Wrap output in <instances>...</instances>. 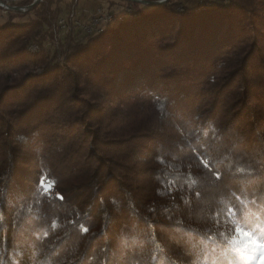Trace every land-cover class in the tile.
Listing matches in <instances>:
<instances>
[{
	"label": "trees",
	"instance_id": "1",
	"mask_svg": "<svg viewBox=\"0 0 264 264\" xmlns=\"http://www.w3.org/2000/svg\"><path fill=\"white\" fill-rule=\"evenodd\" d=\"M32 2L0 25V264H222L264 230V0L57 42Z\"/></svg>",
	"mask_w": 264,
	"mask_h": 264
},
{
	"label": "rangeland",
	"instance_id": "2",
	"mask_svg": "<svg viewBox=\"0 0 264 264\" xmlns=\"http://www.w3.org/2000/svg\"><path fill=\"white\" fill-rule=\"evenodd\" d=\"M176 1L178 2L180 9L181 6L184 5H190L194 7L195 10H199L200 7L204 8L203 5H201L203 0H176ZM210 1L213 0H209V2ZM74 2H75L74 0H54L52 6L53 7L61 6L63 8L62 11L58 14V17L60 16L66 17V15H69L71 11H75L74 13L75 16L72 18V21L70 22L69 20L68 23L70 25H72V23L76 24L71 26L72 30L80 29L83 32H84L83 28L86 25L90 24L92 14L94 13L97 7L102 8V10L104 11H122L124 6L127 5L126 0H78L77 4L75 5ZM137 6L142 9L150 8L149 7L150 5L140 2L137 4ZM204 6L207 7L208 5H204ZM29 16L30 15L26 14L18 18V20L19 21L26 20ZM6 19H7V15L3 14L0 10V25L4 23ZM110 25L106 27H109ZM258 26L262 29L260 23L258 24ZM263 30L264 29H262V31ZM60 33L61 32L57 30V34ZM31 48L35 49L34 46ZM20 140L23 142L24 138L22 137L20 138ZM262 229L263 228L255 225L249 231L239 230L238 232H236L232 242L233 251L231 249V252L229 253L228 257L225 259V261L222 262V264H256L261 253L264 252V230Z\"/></svg>",
	"mask_w": 264,
	"mask_h": 264
},
{
	"label": "built area",
	"instance_id": "3",
	"mask_svg": "<svg viewBox=\"0 0 264 264\" xmlns=\"http://www.w3.org/2000/svg\"><path fill=\"white\" fill-rule=\"evenodd\" d=\"M22 1L24 0H0V10L3 14H8L11 11H24L28 6L25 4H21ZM34 1L35 0H33V2ZM74 1H75L74 5L77 4L78 0H74ZM209 4H210L209 0H204L201 5H209ZM74 13L75 11H71L69 15H66V17L60 16L57 18L56 23L53 27V37L55 42H57L62 35L71 31L72 25H76L75 23H72V25L68 23L69 20L70 22L72 21V18L75 16ZM130 13H132V11L128 6H126L121 12L104 11L102 10V8L97 7L94 13L92 14L90 24L86 25L83 28L84 32L92 33L98 31L101 28V26H105L106 24H110V23H115L122 19H127V14ZM57 30L60 31L61 33L57 34Z\"/></svg>",
	"mask_w": 264,
	"mask_h": 264
},
{
	"label": "water",
	"instance_id": "4",
	"mask_svg": "<svg viewBox=\"0 0 264 264\" xmlns=\"http://www.w3.org/2000/svg\"><path fill=\"white\" fill-rule=\"evenodd\" d=\"M131 1H136V2H140V3L148 4V5H158V4L163 3V2L166 1V0H131ZM36 2H38V0H35L31 5H33V4L36 3ZM31 5H30V6H31ZM126 6H128V7L131 9V11H132V7H131L130 5H126ZM126 6H124V8H125ZM124 8H123V9H124ZM117 12H121V11H117ZM132 13L134 14L133 11H132Z\"/></svg>",
	"mask_w": 264,
	"mask_h": 264
},
{
	"label": "bare ground",
	"instance_id": "5",
	"mask_svg": "<svg viewBox=\"0 0 264 264\" xmlns=\"http://www.w3.org/2000/svg\"><path fill=\"white\" fill-rule=\"evenodd\" d=\"M203 7H206V6H204L203 5ZM200 8H202V7H200ZM133 13H130V14H127V18H130V17H133ZM122 20H124V19H122ZM121 20V21H122ZM120 22V21H119ZM118 22H115V24H117ZM110 24H112V23H110ZM110 24H106L105 26H102L99 30H98V32H100L104 27H106V26H108V25H110Z\"/></svg>",
	"mask_w": 264,
	"mask_h": 264
},
{
	"label": "snow or ice",
	"instance_id": "6",
	"mask_svg": "<svg viewBox=\"0 0 264 264\" xmlns=\"http://www.w3.org/2000/svg\"><path fill=\"white\" fill-rule=\"evenodd\" d=\"M256 264H264V252L261 253L258 261L256 262Z\"/></svg>",
	"mask_w": 264,
	"mask_h": 264
}]
</instances>
